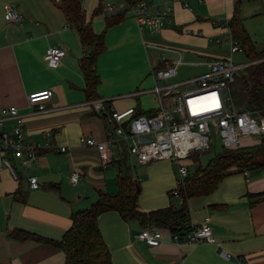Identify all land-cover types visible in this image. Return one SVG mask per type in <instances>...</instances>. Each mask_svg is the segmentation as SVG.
Instances as JSON below:
<instances>
[{"label":"crops","instance_id":"crops-1","mask_svg":"<svg viewBox=\"0 0 264 264\" xmlns=\"http://www.w3.org/2000/svg\"><path fill=\"white\" fill-rule=\"evenodd\" d=\"M236 1L144 0L146 6L139 14L152 18L151 23H140L126 11L124 19L105 29L104 49L95 64L99 77L95 98L107 101L115 111L133 107L145 113L157 109L152 72L162 68L164 61L174 62L177 54L194 41L204 49L193 51L200 61L190 62L204 66L200 75L206 73L210 61L224 59L223 55L211 53L215 46L210 43L228 45V21L234 13L242 19L252 45L261 40L262 50L264 0H239L235 10ZM6 5L17 7L23 15L21 23L6 22ZM166 6H171L172 11L162 15ZM101 22L97 21L95 28L91 22L95 33L104 30L105 20ZM58 46L66 49V55L51 68L43 54ZM88 52L51 0H0V111L16 106L23 116L27 141L52 144L51 148L36 150V158L28 166L12 158L16 178L7 168H0V264H63L64 252L59 247L32 239L17 240L10 232L22 229L58 241L70 227L72 213L89 208L99 191L115 193L119 175L134 178L135 158L126 148L129 143L111 147L120 159L105 169L100 166L96 149L80 143L82 136L104 141L109 130L103 117L87 103L80 59ZM43 89L53 93L45 102V110L37 112L28 105L27 95ZM5 129L10 130V121L5 123ZM61 146H66L67 151H58ZM73 170L81 174L76 184L70 181ZM144 171L159 173L164 179L161 191L144 199L140 185L139 208L149 212L170 205L174 170L155 164ZM32 176L37 178L38 188L30 187ZM187 205L190 225L209 218L213 242L178 244L171 239L168 228L156 227L161 239L151 246L136 238L144 229L138 221H125L115 210L102 213L98 227L112 263L264 264V168H233L212 192L189 199ZM221 250L230 258H224Z\"/></svg>","mask_w":264,"mask_h":264},{"label":"built area","instance_id":"built-area-1","mask_svg":"<svg viewBox=\"0 0 264 264\" xmlns=\"http://www.w3.org/2000/svg\"><path fill=\"white\" fill-rule=\"evenodd\" d=\"M187 5V4H185ZM146 3L141 1L128 9L140 23H151L152 18H144L139 11L145 8ZM125 5L108 4L107 13H116L123 10ZM172 7L166 6L162 15L171 12ZM4 17L7 23L17 24L23 20V15L14 5H6ZM218 39H216L217 41ZM230 53L244 52L246 47L230 34L228 42ZM66 55L63 47H50L43 54L47 66L55 68ZM264 58L248 62L241 68ZM175 63L164 61L162 68L152 72L158 107L156 114L136 115L134 108L115 111L106 108L105 100L92 99L88 104L92 110L102 116L109 127L107 139L97 141L92 137L82 136L80 143L94 147L100 159L101 168H107L111 163L117 164L120 155L114 154L111 147L116 143L129 141L127 150L138 164H146L161 159H171L177 164L175 188L170 192L173 197H179V191L188 175L186 165L181 162L188 159L195 151L211 149V135L215 133L223 149L240 147L241 137L264 136V113L261 109L236 110L229 93V85L234 81L237 67L227 59H215L208 63V71L200 76L174 84L160 85L158 80L171 77L175 73ZM52 90L43 89L30 92L27 95L28 105L37 112L45 110V102L52 96ZM10 121V130L5 129V123ZM125 124V125H124ZM148 135H152L148 138ZM52 144L30 143L24 131L23 116L16 106L3 107L0 111V168H7L14 178L17 172L11 159H18L23 166L36 158V150L51 148ZM66 152V146L59 148ZM248 175L247 171H243ZM80 172L73 170L70 181L76 184ZM31 188H38L39 183L35 176L29 178ZM136 238L155 246L160 242L161 233L156 227H147L136 234ZM171 239L176 243L198 244L213 242V230L206 217L199 225H190L182 232H171ZM221 255L229 259L230 254L221 250Z\"/></svg>","mask_w":264,"mask_h":264},{"label":"trees","instance_id":"trees-1","mask_svg":"<svg viewBox=\"0 0 264 264\" xmlns=\"http://www.w3.org/2000/svg\"><path fill=\"white\" fill-rule=\"evenodd\" d=\"M62 11L66 23L74 28L79 40L89 52L80 59V68L83 72L88 100L96 99L95 90L99 83L96 73V58L104 49L105 29L125 18L126 11L144 0H124L125 9L116 13L105 15V27L100 33H95L91 27V20L87 19L83 9L82 0H51ZM239 0L235 2V10ZM127 7V8H126ZM103 12L101 6L93 11V17ZM228 27L233 39L239 40L245 47L252 62L264 58V47L259 52L254 51L249 35L242 19L235 13L228 21ZM241 91L247 97V108L261 109L264 113V61L249 64L242 69ZM106 108L109 103L105 101ZM135 110V109H134ZM157 109L136 115H153ZM197 153V152H193ZM191 153L190 156L193 154ZM264 168V136L253 145L240 146L235 149H223L202 166L197 163L194 171L188 174L179 191L181 204L168 205L165 208L145 212L138 206L136 178L129 175L117 177V191L107 193L99 191L96 201L86 209L78 210L71 215V225L58 241L39 237L22 229H13L11 237L17 240L32 239L52 244L64 252L63 264H113L108 246L104 242L98 227V217L109 210H115L125 221L136 220L142 226L168 228L171 232H182L190 228L188 200L193 197L207 195L212 192L219 182L231 169ZM253 203V202H251Z\"/></svg>","mask_w":264,"mask_h":264},{"label":"rangeland","instance_id":"rangeland-1","mask_svg":"<svg viewBox=\"0 0 264 264\" xmlns=\"http://www.w3.org/2000/svg\"><path fill=\"white\" fill-rule=\"evenodd\" d=\"M52 3L58 8L56 3L54 2ZM108 4L125 5V1L124 0H82L83 9L86 12L87 19L91 20L92 25H94V28L97 25L96 23L97 21H99V24H102L101 21L104 20V17L107 14V12H105L104 9ZM97 6H101L103 8V12L100 15L93 17V11ZM124 9L125 7L123 8V10ZM159 41L161 42V40ZM213 45L215 46V51L211 48L212 49L211 53L213 55L214 54H219L218 56L223 55L224 59L231 61V63L234 66H236L237 69L240 68L235 72L234 81L229 85V93L231 95V100L236 110L239 111L244 110L247 108V97L241 91L242 81L240 78V74H242V69H243L241 67L244 64L248 63L249 61V56L247 54V51L245 50L244 52L230 53L229 46L223 42L210 43V46ZM261 47H262L261 40H256V43L253 46L254 51L259 52L261 50ZM201 49H204V47L200 46L194 41L192 43H188L186 45V49H185L186 51H182L181 54H177V58L175 60L177 62L175 63V70H176L175 75L163 80H158V83L160 85L172 84L174 82H180L182 80L185 81V79L193 78L194 76L195 77H197L198 75L200 76L201 72L204 70V66L194 64L195 62H190V61H200L199 58L201 57L193 51H199ZM206 59L207 58H204V60ZM147 137L151 138L152 135H148ZM259 140L260 137L256 135L241 137L239 145L248 146L251 144H256ZM127 143H129V141H127ZM222 151H223V147L217 135L215 133H212L210 150L195 151L197 153L192 152L193 154L188 159L182 161L181 163L186 165L188 174H190L194 171V168L197 163H201L202 166H205L206 163L209 161V159H211L217 154H220ZM132 164H133L132 175L134 178L137 179V181L141 185V192H142L141 199L142 198L144 199L148 195L159 193L161 191L162 182L164 179V176L159 173L146 174L144 171L145 168L155 164H158L160 166L167 165L174 170L175 176L177 172V164L171 159H161V161H153L149 165H141V166L140 164L136 163L135 159H133ZM144 185H145V189H144ZM172 187L173 188L171 190L175 188V183L173 184ZM170 199H171V204L175 206H179L181 204V200L177 197L171 196Z\"/></svg>","mask_w":264,"mask_h":264},{"label":"water","instance_id":"water-1","mask_svg":"<svg viewBox=\"0 0 264 264\" xmlns=\"http://www.w3.org/2000/svg\"><path fill=\"white\" fill-rule=\"evenodd\" d=\"M137 190L139 191V187H138V184H137Z\"/></svg>","mask_w":264,"mask_h":264}]
</instances>
